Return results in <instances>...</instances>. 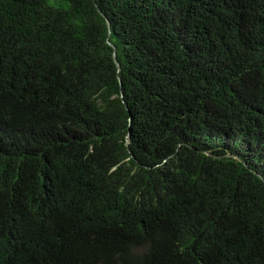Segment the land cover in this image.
I'll use <instances>...</instances> for the list:
<instances>
[{
  "label": "trees",
  "instance_id": "1",
  "mask_svg": "<svg viewBox=\"0 0 264 264\" xmlns=\"http://www.w3.org/2000/svg\"><path fill=\"white\" fill-rule=\"evenodd\" d=\"M0 264H264V0H0Z\"/></svg>",
  "mask_w": 264,
  "mask_h": 264
},
{
  "label": "water",
  "instance_id": "2",
  "mask_svg": "<svg viewBox=\"0 0 264 264\" xmlns=\"http://www.w3.org/2000/svg\"><path fill=\"white\" fill-rule=\"evenodd\" d=\"M97 5V4H96ZM97 8H98V10L106 17V19H107V24H108V27H109V35H108V43L113 47V56H114V59H115V61H116V64H117V67H118V70H120V68H121V65H120V63H119V61L117 60V55H116V46L114 45V43L113 42H111V40H110V37H111V32H112V30H111V21L109 20V18L107 17V15H105L103 12H102V10L100 9V7L97 5ZM122 97V99H123V95L121 96ZM123 102L125 103V101H124V99H123ZM125 105H126V103H125ZM131 119V118H130ZM129 141H130V136L128 135V137H127V144L129 145ZM208 154H209V152H207ZM228 156H233V157H235V158H237V159H239V160H242V158L240 157V156H238V155H236V154H233V153H229V154H227Z\"/></svg>",
  "mask_w": 264,
  "mask_h": 264
}]
</instances>
